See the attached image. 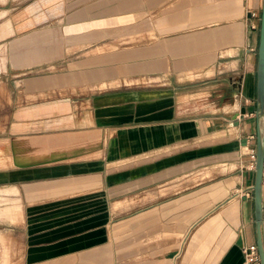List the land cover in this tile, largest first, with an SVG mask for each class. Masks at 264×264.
Returning a JSON list of instances; mask_svg holds the SVG:
<instances>
[{"label":"crops","instance_id":"crops-1","mask_svg":"<svg viewBox=\"0 0 264 264\" xmlns=\"http://www.w3.org/2000/svg\"><path fill=\"white\" fill-rule=\"evenodd\" d=\"M18 3L0 0L11 78L66 66L0 123V221L24 225L20 264H243L262 0ZM6 242L0 264H16Z\"/></svg>","mask_w":264,"mask_h":264},{"label":"rangeland","instance_id":"rangeland-1","mask_svg":"<svg viewBox=\"0 0 264 264\" xmlns=\"http://www.w3.org/2000/svg\"><path fill=\"white\" fill-rule=\"evenodd\" d=\"M19 4H23L25 1L28 0H18ZM1 14V13H0ZM4 15L6 14L3 13ZM3 15V16H4ZM255 31L259 34V27H260V20H258L257 16L253 18ZM254 31V30H253ZM85 39V38H84ZM5 51L6 47L0 49V123L6 122L9 117V112L11 110V106L17 101L18 104H25L30 101L29 92L28 90L37 89L36 91H43L47 88H51L53 86H60L61 83V76L64 74L66 70L65 63L62 61L56 62L49 66L35 68L32 71L19 76L17 79L11 78V72H9L8 67L5 63ZM90 51H83V52H75V51H68V60H74L76 58L84 59L90 55ZM67 60V61H68ZM256 65L253 66V70L256 72ZM72 68L75 65L70 66ZM17 81V82H16ZM63 81V80H62ZM145 81V80H143ZM125 84H132V82L125 80ZM122 82H115L111 85L103 84L101 85L100 89H107L110 86H119ZM18 87V88H17ZM89 90L83 88L78 89V95L80 94H87ZM81 95V96H84ZM79 96V97H81ZM1 126V125H0ZM45 162V161H43ZM247 165V164H246ZM12 165L6 162V158H0V171L2 170H10L12 169ZM160 183V182H159ZM23 190V189H22ZM24 211H20L22 215L21 218L24 217ZM138 215L139 212L133 214V211L128 212L125 214L129 215ZM22 220V219H21ZM23 223L14 224L12 225L8 221H0V236H3L7 241V245L9 246V251H11V256L15 259L16 264H20L21 262V252L23 251ZM8 262V260H6Z\"/></svg>","mask_w":264,"mask_h":264},{"label":"water","instance_id":"water-1","mask_svg":"<svg viewBox=\"0 0 264 264\" xmlns=\"http://www.w3.org/2000/svg\"><path fill=\"white\" fill-rule=\"evenodd\" d=\"M257 120L256 142H255V167H254V221L256 233V247L258 250L260 264H264V231L262 212V179L264 168V0H262L260 11L259 43L257 50L256 67V113Z\"/></svg>","mask_w":264,"mask_h":264},{"label":"built area","instance_id":"built-area-1","mask_svg":"<svg viewBox=\"0 0 264 264\" xmlns=\"http://www.w3.org/2000/svg\"><path fill=\"white\" fill-rule=\"evenodd\" d=\"M251 17H254V13H250ZM253 137H250V140H252ZM248 163L246 165V170L254 171L255 167V148L252 147L248 154ZM248 194L252 195V188H249ZM264 211V208L262 207V212ZM264 213V212H263ZM242 254H243V264H260L258 250L256 245H243L241 248Z\"/></svg>","mask_w":264,"mask_h":264},{"label":"bare ground","instance_id":"bare-ground-1","mask_svg":"<svg viewBox=\"0 0 264 264\" xmlns=\"http://www.w3.org/2000/svg\"><path fill=\"white\" fill-rule=\"evenodd\" d=\"M15 194V193H14ZM6 208V207H5ZM8 208V207H7ZM17 217V216H16ZM17 220V219H16ZM18 223V222H17Z\"/></svg>","mask_w":264,"mask_h":264}]
</instances>
